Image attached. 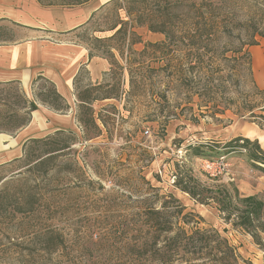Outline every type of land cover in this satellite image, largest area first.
Segmentation results:
<instances>
[{
  "label": "rangeland",
  "instance_id": "obj_1",
  "mask_svg": "<svg viewBox=\"0 0 264 264\" xmlns=\"http://www.w3.org/2000/svg\"><path fill=\"white\" fill-rule=\"evenodd\" d=\"M41 1L0 0V44L73 39L112 67L101 85L81 69L77 94L97 99L78 103L74 130L39 142L24 141V127L0 131V264H264V233L234 224L241 204L230 199L227 218L209 197L226 186L264 202V163L234 141L264 153V0H194V11L190 0ZM93 9L89 26L63 32ZM44 82H0V115L27 116L23 91L42 104L33 89L52 88ZM195 229L208 239L184 243Z\"/></svg>",
  "mask_w": 264,
  "mask_h": 264
},
{
  "label": "crops",
  "instance_id": "obj_2",
  "mask_svg": "<svg viewBox=\"0 0 264 264\" xmlns=\"http://www.w3.org/2000/svg\"><path fill=\"white\" fill-rule=\"evenodd\" d=\"M94 11L95 9L83 21L69 23V27L65 31L27 22L15 20L13 22L33 31L45 30L50 33L63 31L77 35L76 33L82 28L90 25ZM35 38L28 41L21 40L15 44H0V82L14 81L25 87L30 86L32 82H38L40 78L48 79L54 83L57 91L64 97L69 107L67 111H60L41 101L42 104L37 103L38 108L32 112L29 122L31 125H35L31 130H35V133L37 131V134L29 133L27 135L25 131L28 130V126H24L21 131L19 130L20 133H25L24 141L35 138L39 134L46 136L57 130L67 128L74 130L77 128L76 111L80 100L78 99L76 82L81 69L85 68L88 71V78L92 85H100L112 67L110 60L101 55H92L77 40H58L55 42ZM42 135L40 136L42 137Z\"/></svg>",
  "mask_w": 264,
  "mask_h": 264
},
{
  "label": "trees",
  "instance_id": "obj_3",
  "mask_svg": "<svg viewBox=\"0 0 264 264\" xmlns=\"http://www.w3.org/2000/svg\"><path fill=\"white\" fill-rule=\"evenodd\" d=\"M88 1H90V0H73V2L62 3V4L63 5H66V4L67 5H82ZM125 1H127V3H129L131 9L136 8V6L134 5L136 0H125ZM180 1L181 0H176L175 5L179 4ZM39 2H42V1L39 0ZM189 5H190L191 11H194L196 9L197 4L194 0H190ZM122 10L124 11V10H126V8L123 7ZM125 12L127 15L128 14L127 10ZM199 17H201L202 20H206L204 14H202V13L199 14ZM208 18L210 20H212L213 23L214 22L215 23L222 22V24H223V23H226V21H227L226 14L222 13L221 11H217V12L214 11L213 14L208 15ZM192 22H195V21H192ZM162 31L166 32V29L162 30ZM257 33L259 35L264 36V30H259V32H257ZM254 43H256V42H254ZM200 48H202V47H200ZM197 49H199V48H197ZM191 55L193 57H192L191 61L189 62L190 64L194 62V64H192V65H196L197 63L199 65V63H201V61H203L202 58L204 56V52H201V50H196V51L192 52ZM248 62H250V61H248ZM40 79L44 80L45 84H50L52 86V88H48V90H39L37 92L33 89V93H34L35 97L38 98L42 103L47 104L56 110L64 111V110L68 109L69 105L66 103V100L64 99V97L57 91L54 83L48 79H45V78H40ZM9 83H12V82H9ZM35 83L36 82H34V84ZM43 87H45V85H43ZM260 92L264 93V89L261 90ZM23 96L25 97L24 102L26 105L25 109L27 110V112H26L27 116H23L22 114H20V112L18 110H13V112H11L10 114H8L4 117H2L0 115V118H4L7 120V123H11V125L8 128H2V127H4L2 125L3 121H0V131H6V132L14 131V130H17L19 128L26 126L30 122L31 117H32L31 116L32 112L38 108V105L36 103V100L28 98L25 91H23ZM78 98L85 105H90L95 99H97V98H92L90 96V94L86 95L85 97L81 96V94H80V95H78ZM248 110H251V109L249 108ZM89 112H90V110H89V108H87V110H85L83 114H89ZM239 113H241L240 116H243L244 114H242V113H244V110L241 111L240 109H238V114ZM41 139L42 138H33L32 140L34 142H39ZM234 141H236L237 143H240V141H242V144H240L239 146H242L245 148H248L249 145L252 144L254 146V148H256L255 150L252 148L249 149L252 159L259 161L261 163H264V153H263V150H262V148L258 142H253L249 138H242V137L236 138V139H234ZM229 145H231V144H227V146H229ZM204 146H205L204 144H200L199 146H196V147L201 148ZM60 149L61 148L59 146H55L51 149V151H58ZM176 184L182 185L184 191H187L190 194H192L193 197H196L197 192H194L188 186L183 185V180H178L176 182ZM218 189H219L218 190L219 192L217 195H212L209 197L219 205V209L221 211L228 212L227 218H230V215L234 213L233 208L230 209V206H229V205H231V200L232 201L235 200V201L239 202L241 204L242 208L240 209L239 206H236L240 212L235 216L234 224L243 226L247 229H249L250 227H254V229L251 231L254 233V236L259 239L260 233H264V222L261 221V219H262L261 215H262V210L264 208V202L261 199L257 198L256 196L240 197L237 188H235V192L233 194H230L231 196L228 195V192L230 190H228V188L226 186H221ZM200 201L203 202L204 198ZM255 222H256V224H255ZM168 229H170V228H164L163 230H168ZM159 230H162V229H159ZM203 233L204 232H201L199 229H195V231H193L191 234L186 236V238H185L186 240L184 239V243L187 242V244L189 245L190 241L193 239V237L195 235L199 236V238H197L199 240H202V239L207 240L208 238L206 236H204ZM176 236L177 235H175L174 237H172L170 240H167V241L171 242L173 240L174 245L178 246L179 241H177L178 237H176ZM222 242L225 244V250L227 252L229 250L232 251L233 248H232V246H230L228 244L226 239L222 240Z\"/></svg>",
  "mask_w": 264,
  "mask_h": 264
}]
</instances>
